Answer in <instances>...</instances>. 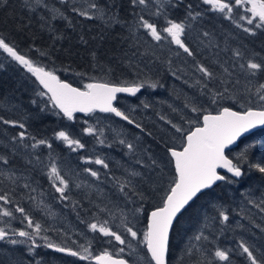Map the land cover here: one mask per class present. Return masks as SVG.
<instances>
[{
    "label": "trees",
    "instance_id": "obj_1",
    "mask_svg": "<svg viewBox=\"0 0 264 264\" xmlns=\"http://www.w3.org/2000/svg\"><path fill=\"white\" fill-rule=\"evenodd\" d=\"M93 2L101 6V11L107 10L110 17L113 14L111 6L115 5L119 23L101 20L97 12H91L94 19H86L72 11L73 7L88 10L89 0H70L67 6L59 4L58 0H42L39 5L36 0H32L31 6L35 12L27 11L22 0H8L7 4L0 5V38H4L33 62L55 71L62 80L74 87L83 88V84L92 79L119 85L124 81L136 80L137 73L141 79L149 77L151 82L159 85L155 90L144 88L136 97H120L117 102V106L141 124L145 131L141 132L134 125L110 115L93 114L84 118L76 117L74 121L64 119L50 104L45 108L47 98L37 95L41 90L31 74L0 51V117L26 125L25 129H19L0 123V157L9 161L7 165L0 162V194L8 193L13 201L3 207L9 210H14L17 205L23 207L34 220L48 229L45 234L51 241L77 247L76 243L65 241L57 234L68 231V227L59 222L60 219L79 232L73 238L77 237L78 243L89 246L94 255L107 250L116 257L120 246L114 241L109 243L110 238L90 232L87 224L108 220L109 227L122 231V224L128 221L142 235L146 228V216L159 204L173 173L166 147H178L180 144L178 139L174 140V135L179 134L168 129L169 126L160 120V116L187 129V120L195 117L190 108L185 107L190 101H197L212 112L225 106L237 111H244L249 106L256 107L254 95L251 98L253 103H248L245 86L247 80H251L255 90L258 83H264V75L258 73L256 77L246 79L240 64L248 60L264 63V33L257 30V34L252 36L236 27L237 23H244L239 20L242 10L234 11L233 18L229 20L211 11L209 6L203 5L202 0H148L147 7L135 8L129 0ZM45 3L47 8L43 6ZM189 4L192 5L191 9L188 8ZM157 6L161 13L159 16L154 15ZM190 11L193 15L197 12L200 15L191 19L188 16ZM140 15L161 29L166 26L168 19L185 23L186 43L194 50L195 60L167 41L160 47H154V42L135 26ZM53 16L55 19H51ZM204 32H208L209 36L203 37ZM137 47L141 52L147 50L154 55L143 58L132 56ZM236 51L241 53L242 59L233 55ZM41 52L47 55L42 56ZM177 52H180L179 56ZM196 63L205 65L220 79H239V84H231V94L212 104L207 95H201V85L197 84L201 74L196 70ZM229 73L232 74L230 77ZM220 79L209 85L213 91L221 88ZM145 104L150 107L145 108ZM103 118L113 125H110L113 130L107 136L102 138L101 134H85L84 125ZM82 120L86 121L82 123ZM20 131H26L30 139L13 144L12 138ZM58 131L69 133L85 147L73 152L55 138ZM31 137L46 139L53 145L52 149L44 146L33 149ZM121 139L132 143L136 150L129 152L125 145L119 143ZM100 140L104 143L101 144ZM25 144L28 147H24ZM227 154L234 162L241 155L251 163L264 161V130L241 140L237 148ZM37 156L42 163L37 162ZM149 157L159 164L155 170L136 163L137 159H142L150 164ZM97 158L103 159L109 167L105 169L95 163L85 162ZM50 162H55L70 181L67 201L59 200V194L51 185L46 167ZM86 168L97 171L100 180L85 172ZM132 170L145 177L137 185L144 192L143 202L138 197L134 198L135 203L128 201L117 190V182L126 180L128 172ZM244 170L245 176L240 181L217 185L182 215L171 233L170 264H193L194 259L203 260L210 250L216 248L230 253L231 264H248L238 247L241 241L258 256L264 252V232L260 230L264 227V213L248 203L249 200L258 203L264 198V178L248 168L246 163ZM148 176L152 177L151 183L147 181ZM135 180H140V177ZM141 204L145 211L135 212ZM218 210L226 211L229 215L230 220L226 225L218 222ZM14 215V220L0 218V227L6 231L10 228L23 229L26 222L21 223L19 213ZM200 231L209 239L194 241L193 237ZM131 243L134 246L136 244L135 241ZM190 244L196 245L192 249L195 257L185 254ZM26 246L12 247L0 242V264H11L13 260L28 264L32 258L28 256ZM36 252L38 255L33 264L36 261L39 264H88L70 258L61 261L64 257L49 249L40 248ZM119 255L128 259L130 264H139L135 256L145 260V250L142 248L134 252L126 249L124 254Z\"/></svg>",
    "mask_w": 264,
    "mask_h": 264
},
{
    "label": "snow or ice",
    "instance_id": "obj_2",
    "mask_svg": "<svg viewBox=\"0 0 264 264\" xmlns=\"http://www.w3.org/2000/svg\"><path fill=\"white\" fill-rule=\"evenodd\" d=\"M41 2L42 0H36L37 5ZM129 2L134 8L136 6H148V0H129ZM7 3L8 0H0V5ZM22 3L27 11L35 12V8L31 6L32 0H22ZM58 3L67 6L70 0H58ZM202 3L203 5L209 6L211 11L219 13L229 20L233 18L234 11L239 12L242 10L243 14L239 15V20L244 23H237L236 27L241 28L244 33L252 36L257 34V30L264 33V0H202ZM43 6L47 8L46 3ZM111 7L113 9L111 17L107 10L101 11V6L93 2V0H89L88 10H80L73 7L72 11L86 19H94L95 17L91 12H97L100 14L99 18L101 20H108L109 23L113 21L119 23V14L115 11V5ZM107 8L108 6L105 5V9ZM188 8L191 9L192 5L189 4ZM57 11H59L58 8ZM160 14L159 6H157L154 15L159 16ZM199 15L200 13L198 12L195 15L191 11L188 13L191 19H196ZM51 19H55V16L51 17ZM135 26L137 30L142 29L146 37H149L151 42H154V47H160L163 42L167 41L169 45H175L187 57H192L195 60L194 50L186 43L187 26L185 23L168 19L166 26L161 29L156 23L150 22L143 15H140ZM202 35L203 37H208L209 33L204 32ZM0 51L6 53L8 57L22 66L35 78V81L38 82L42 89L37 95L47 98L45 108L50 104L52 109L58 110V113L62 114L68 121H74L77 113L89 116L99 112L112 114L120 120L126 121L127 124L134 125L141 132L145 131L141 124L137 123L130 115L117 106V102L118 94L121 93L136 97L144 88L155 90L159 85L156 82H151L149 77L145 76L141 79L139 73H137L136 80L124 81L119 85L109 81L92 79L91 82L84 83L83 88H79L62 80L55 71L47 70L44 66L33 62V60L27 58L14 46L6 42L4 38H0ZM41 55L44 56L47 53L41 52ZM149 55L154 54L149 53L147 50L141 52L138 47L132 53V56L140 58ZM176 55L179 56L180 52H177ZM233 55L242 59L239 51L234 52ZM129 63L131 66L130 58ZM138 66L137 63L136 67ZM195 67L201 74V78L197 80V84L201 85V95H207L212 104H216L219 99L227 98L231 94V84H239V79L233 81L228 78H218L212 70L203 64L196 63ZM240 67L243 69L246 79L248 77H256L258 73L264 75V63L248 60L246 63L240 64ZM224 71L228 72V69ZM172 75L175 76L176 73L173 72ZM231 75L229 73V77ZM217 79H220L221 88L213 91L209 85ZM245 91L249 97V104L253 103L251 98L253 95L255 96L257 102L256 107L249 106L244 111H237L225 106L212 112L205 109L197 101L186 103L185 107L190 108L191 113L195 114L193 119L187 120V129L167 119L163 115L160 116V120L164 121L174 131V134H179L178 136L174 135V140L178 139L180 144L178 147H166V155L169 158L168 163L172 166L174 172L167 183V187L163 190L159 204L147 214L146 228L142 235L128 221L122 224V231H116L109 227L108 220L87 224L90 232L99 233L103 237L110 238L109 243L114 241L120 246L116 257L107 250L101 254L94 255L90 247H84L80 251L74 250L69 246L53 243L45 234L48 229L40 222L34 220L23 207L17 205L14 210L3 207V205L13 203L8 193L0 194V218L14 220L16 219L14 213H19L22 217L21 223H26L25 227L21 230L10 228L6 231L4 227H0V242H6L13 246L27 245L26 250L28 256L32 258L29 259L28 264H33L35 256L38 255L36 249L40 248L50 249L55 253L75 257L80 261H87L88 264H130L128 259L122 258L119 254H124L126 249L134 252L135 249L142 248L146 250L145 264H170L171 233L175 224L196 200L205 195L207 190L212 189L218 182L228 184L237 183L245 176V163L248 168L258 173L261 178H264V161L251 163L247 161L244 155H241L240 159L234 162L226 152L245 133L258 127H264V83H258L255 86V90H253L251 80H247ZM144 107L148 108L150 105L145 104ZM43 110L41 109V111ZM0 123L18 127L19 129L26 128L24 123L4 119L3 117H0ZM84 132L89 136L97 135V130L92 127L85 128ZM148 134L151 135V133ZM55 138L62 141L73 152L85 147L80 140L74 139L65 131H58L55 134ZM28 139L30 138L26 134V131H20L12 138V143H22ZM31 140L33 141L31 144L33 149L38 146H44L48 149H52L53 147L46 139L36 140L35 137H31ZM100 143L103 144L104 141L100 140ZM119 143L125 145L129 152L136 150L132 143H126L123 139ZM23 146L28 147L26 144ZM148 159L151 161L150 164L142 159H137L136 163L142 167L152 168L153 170L159 167L157 160L151 157ZM36 160L38 163H42L39 161L38 156ZM0 162L5 165L9 163L3 157H0ZM85 162L95 163L105 169L109 167L100 158L94 161L85 160ZM29 163L31 164L32 161L30 160ZM46 167L48 168L47 175L51 185L55 189V192L59 194V200L67 201L69 199L67 193L70 187V181L61 173L55 162H50ZM84 171L97 181L100 180V175L97 171L91 168H86ZM137 177H140V180H135ZM144 179L145 177L140 172L132 170L128 172V178L126 180L117 182V190L128 201L135 203L134 198L138 197L143 202L145 200L144 192L137 185ZM134 180L135 182H133ZM147 181L151 183L152 177L148 176ZM24 186L28 187L27 184ZM77 186L79 187V185ZM248 203L257 208L260 213H264V198L258 203L255 200H249ZM134 211L144 212L145 209L141 204ZM217 219L220 224L226 225L230 217L226 211L218 210ZM256 226L260 227L259 225ZM260 230L264 232V227H261ZM129 237L130 240L128 239ZM208 239L209 237L203 231H200L193 237V240L196 242L206 241ZM40 241H43V243L41 244ZM131 241L136 242L135 246ZM195 247V244H190L189 249L185 250V254L190 257H195V251H192ZM238 247L242 250V255L248 264H264V252H261L259 256L256 255L254 250L243 241L239 243ZM11 264H22V261L13 260ZM35 264H39V262L36 261ZM193 264H231L230 253L216 248L214 251L210 250L209 255L205 259H194Z\"/></svg>",
    "mask_w": 264,
    "mask_h": 264
},
{
    "label": "rangeland",
    "instance_id": "obj_3",
    "mask_svg": "<svg viewBox=\"0 0 264 264\" xmlns=\"http://www.w3.org/2000/svg\"><path fill=\"white\" fill-rule=\"evenodd\" d=\"M133 111H135V110H133ZM99 120V121H98ZM86 120H82V123L83 122H85ZM95 122H92V123H87L86 125H84L86 128L87 127H92V128H94V129H96L97 130V134H101V133H103L102 135H101V137L103 138V137H105V136H107V134L111 131V130H113V128H111V126L110 125H112V123H110L108 120H106V119H95L94 120ZM159 124L160 125H163V123H161V122H159ZM165 124V123H164ZM166 125V124H165ZM113 126V125H112ZM168 129H170V127L168 128ZM35 197H37L36 195H35ZM55 219H56V217H55ZM59 220V222L60 223H62L63 225H65V226H67L68 227V231H66V233H57V234H60L61 235V237H62V239L63 240H65V241H68V242H70V243H72V242H75L76 243V245H77V250H80V251H82L83 250V248L84 247H89V246H83V244H81V243H78L79 241H78V238L76 237V238H73V236L75 235V236H78V233L79 232H75L74 230H72V228L70 227V226H68V225H66V224H64L62 221H60V219H58ZM53 242V241H52ZM53 243H55V242H53ZM1 244L2 245H8V246H12V247H23V245H16V246H13V245H10V244H7L6 242H1ZM66 246V245H65ZM27 247V246H26ZM91 249V248H90ZM92 251V250H91ZM93 252V251H92ZM134 259H135V261H137V263H139V264H145V260L143 259V258H141V257H138V256H135L134 257ZM87 262V261H86Z\"/></svg>",
    "mask_w": 264,
    "mask_h": 264
},
{
    "label": "water",
    "instance_id": "obj_4",
    "mask_svg": "<svg viewBox=\"0 0 264 264\" xmlns=\"http://www.w3.org/2000/svg\"><path fill=\"white\" fill-rule=\"evenodd\" d=\"M38 83V82H37ZM118 97H126V98H132L131 96H128L127 94H124V93H121V94H118ZM57 111V113H58V110H56ZM98 114H102V115H106V113H99V112H97ZM59 114V113H58ZM59 115H61L62 117H63V115L62 114H59ZM90 116V115H89ZM76 117H85V115L84 114H82V113H77L76 114ZM64 118V117H63ZM116 118H118V117H116ZM66 119V118H65ZM119 119V118H118ZM260 130H264V127H258V128H256V129H253V130H251L250 132H248V133H245V135L244 136H242L238 141H237V143L236 144H234V145H232V146H230V148L229 149H227L226 150V152L228 153V152H230V151H232V150H234L237 146H238V144H239V142L241 141V140H243V139H245V138H247V137H249L250 135H252L253 133H255V132H257V131H260ZM222 172H223V170H221ZM173 172H174V169H173ZM230 175V174H229ZM241 180V179H240ZM239 180V181H240ZM222 182H218V184L217 185H220ZM217 185H215L214 187H216ZM213 187V188H214ZM212 188V189H213ZM212 189H209V190H207V191H210V190H212ZM146 223H147V220H146ZM51 251V250H50ZM53 252V251H52ZM145 252H146V250H145ZM53 253H55V252H53ZM56 254H61V253H56ZM64 255V254H63Z\"/></svg>",
    "mask_w": 264,
    "mask_h": 264
},
{
    "label": "flooded vegetation",
    "instance_id": "obj_5",
    "mask_svg": "<svg viewBox=\"0 0 264 264\" xmlns=\"http://www.w3.org/2000/svg\"><path fill=\"white\" fill-rule=\"evenodd\" d=\"M72 248H74V250H77L78 248L77 247H72ZM49 251H50V249H49ZM52 252V251H51ZM53 253V252H52ZM54 254H56V253H54ZM56 255H61L62 257H64V259H61V261H66L67 260V258H70L71 260H73V261H76V262H79L80 260H78L77 258H75V257H69V256H65V255H63V254H56ZM80 262H86V261H80Z\"/></svg>",
    "mask_w": 264,
    "mask_h": 264
},
{
    "label": "bare ground",
    "instance_id": "obj_6",
    "mask_svg": "<svg viewBox=\"0 0 264 264\" xmlns=\"http://www.w3.org/2000/svg\"><path fill=\"white\" fill-rule=\"evenodd\" d=\"M6 54V53H5ZM7 55V54H6ZM10 58V57H9ZM11 59V58H10ZM33 79L35 80V78L33 77ZM35 83L37 84V86L39 87V89L42 91V89H41V87L39 86V84L35 81ZM106 115H110V116H113L116 120H119V121H122V120H120V119H118V118H116L114 115H112V114H106ZM65 119V118H64ZM67 120V119H66ZM122 122H125V123H127L126 121H122ZM237 148V147H236ZM235 148V149H236ZM233 151V150H232ZM231 152V151H230ZM222 183H224V182H222ZM221 183V184H222Z\"/></svg>",
    "mask_w": 264,
    "mask_h": 264
}]
</instances>
